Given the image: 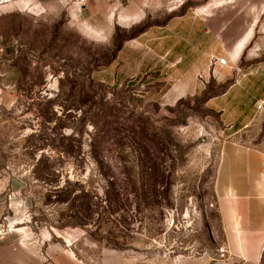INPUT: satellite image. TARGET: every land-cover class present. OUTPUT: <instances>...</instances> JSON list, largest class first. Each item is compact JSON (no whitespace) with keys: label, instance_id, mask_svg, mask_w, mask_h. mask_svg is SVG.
Instances as JSON below:
<instances>
[{"label":"rangeland","instance_id":"374dc122","mask_svg":"<svg viewBox=\"0 0 264 264\" xmlns=\"http://www.w3.org/2000/svg\"><path fill=\"white\" fill-rule=\"evenodd\" d=\"M0 1V236L85 264L217 256L223 146L264 149V62L233 39L263 0Z\"/></svg>","mask_w":264,"mask_h":264},{"label":"crops","instance_id":"0c3cea01","mask_svg":"<svg viewBox=\"0 0 264 264\" xmlns=\"http://www.w3.org/2000/svg\"><path fill=\"white\" fill-rule=\"evenodd\" d=\"M233 22V39L238 52L243 53L247 46H253L247 60L264 62V0L250 6H235ZM240 56L241 59L242 54ZM221 68L218 64L211 75L219 83L223 80ZM254 73L256 83L252 94L258 103L264 100V76L258 70ZM209 76L207 73L205 78ZM234 88L229 85L223 92L211 96L209 102L231 99ZM228 146L234 148L229 156L226 151ZM245 146L253 148V157L250 154L249 158H244ZM23 187L20 184L19 189ZM217 195L226 257L220 258L218 249L215 257L208 253L198 257H181L176 264H259L264 256V149L235 140L226 142L218 171ZM0 264L85 263L71 251L49 252L32 246L17 235L9 234L0 236Z\"/></svg>","mask_w":264,"mask_h":264},{"label":"built area","instance_id":"2783aa9c","mask_svg":"<svg viewBox=\"0 0 264 264\" xmlns=\"http://www.w3.org/2000/svg\"><path fill=\"white\" fill-rule=\"evenodd\" d=\"M85 2V0H75V4L81 5ZM262 104H259V107H261ZM227 255V251L224 247L219 248V256L220 258H225Z\"/></svg>","mask_w":264,"mask_h":264},{"label":"trees","instance_id":"16d2710c","mask_svg":"<svg viewBox=\"0 0 264 264\" xmlns=\"http://www.w3.org/2000/svg\"><path fill=\"white\" fill-rule=\"evenodd\" d=\"M209 98V97H208ZM208 98H207V101H208ZM100 132L99 133H97V137H95L94 139V141H92L93 142V145H94V143H96V142H98V140H99V137H100ZM36 166H38V164L36 165Z\"/></svg>","mask_w":264,"mask_h":264},{"label":"bare ground","instance_id":"6f19581e","mask_svg":"<svg viewBox=\"0 0 264 264\" xmlns=\"http://www.w3.org/2000/svg\"><path fill=\"white\" fill-rule=\"evenodd\" d=\"M4 3V1H0V4H3Z\"/></svg>","mask_w":264,"mask_h":264}]
</instances>
